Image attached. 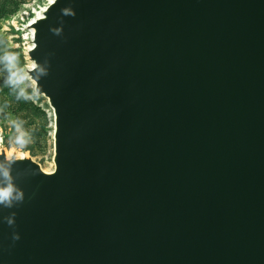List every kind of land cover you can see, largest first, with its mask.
<instances>
[{
  "label": "water",
  "instance_id": "obj_1",
  "mask_svg": "<svg viewBox=\"0 0 264 264\" xmlns=\"http://www.w3.org/2000/svg\"><path fill=\"white\" fill-rule=\"evenodd\" d=\"M27 30L53 169L0 149V264H264V0H52Z\"/></svg>",
  "mask_w": 264,
  "mask_h": 264
},
{
  "label": "rangeland",
  "instance_id": "obj_2",
  "mask_svg": "<svg viewBox=\"0 0 264 264\" xmlns=\"http://www.w3.org/2000/svg\"><path fill=\"white\" fill-rule=\"evenodd\" d=\"M47 1L0 0V149L30 156L50 171L53 112L26 75L31 68L27 25Z\"/></svg>",
  "mask_w": 264,
  "mask_h": 264
},
{
  "label": "clouds",
  "instance_id": "obj_3",
  "mask_svg": "<svg viewBox=\"0 0 264 264\" xmlns=\"http://www.w3.org/2000/svg\"><path fill=\"white\" fill-rule=\"evenodd\" d=\"M0 175L7 177L8 172L6 170H0ZM13 191L14 189L11 185L0 188V202L8 201L9 199H11ZM17 199H22V194H19L17 196Z\"/></svg>",
  "mask_w": 264,
  "mask_h": 264
},
{
  "label": "bare ground",
  "instance_id": "obj_4",
  "mask_svg": "<svg viewBox=\"0 0 264 264\" xmlns=\"http://www.w3.org/2000/svg\"><path fill=\"white\" fill-rule=\"evenodd\" d=\"M52 0H48L47 2L50 3ZM44 8V7H43ZM43 8L41 9V11L43 10ZM40 11V12H41ZM37 12V11H36ZM40 12L36 13V17L38 18L40 16ZM35 16V15H34ZM30 36H31V33H30ZM51 166V165H50ZM53 168V167H52ZM45 169V168H44ZM47 170H50V169H47Z\"/></svg>",
  "mask_w": 264,
  "mask_h": 264
}]
</instances>
